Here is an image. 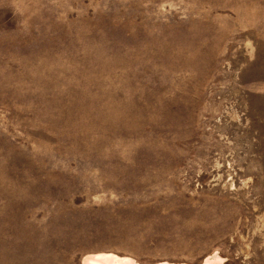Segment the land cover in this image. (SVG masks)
<instances>
[{"label": "rangeland", "instance_id": "obj_1", "mask_svg": "<svg viewBox=\"0 0 264 264\" xmlns=\"http://www.w3.org/2000/svg\"><path fill=\"white\" fill-rule=\"evenodd\" d=\"M264 264V0H0V264Z\"/></svg>", "mask_w": 264, "mask_h": 264}, {"label": "bare ground", "instance_id": "obj_2", "mask_svg": "<svg viewBox=\"0 0 264 264\" xmlns=\"http://www.w3.org/2000/svg\"><path fill=\"white\" fill-rule=\"evenodd\" d=\"M222 258L217 255L208 256L203 264H221ZM82 264H138L129 257H121L112 252L88 254L83 257ZM155 264H177L170 262H159Z\"/></svg>", "mask_w": 264, "mask_h": 264}]
</instances>
